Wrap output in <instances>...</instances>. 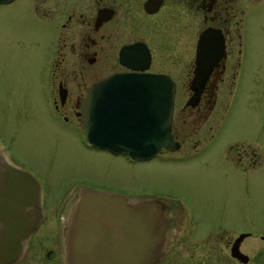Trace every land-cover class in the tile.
I'll use <instances>...</instances> for the list:
<instances>
[{"label":"rangeland","instance_id":"1","mask_svg":"<svg viewBox=\"0 0 264 264\" xmlns=\"http://www.w3.org/2000/svg\"><path fill=\"white\" fill-rule=\"evenodd\" d=\"M236 4L238 30L230 37L236 75L220 93L217 110L205 126L197 108L187 111L186 146L141 160L87 144L76 116L56 109L53 46L32 17L30 0L1 4V150L40 177L50 207L65 202L76 187L93 185L165 199V212L182 216L199 236L219 221L264 219V0ZM194 19L166 47L177 55L172 76L180 108L189 98L186 72L203 28ZM241 144L254 152H243Z\"/></svg>","mask_w":264,"mask_h":264},{"label":"flooded vegetation","instance_id":"2","mask_svg":"<svg viewBox=\"0 0 264 264\" xmlns=\"http://www.w3.org/2000/svg\"><path fill=\"white\" fill-rule=\"evenodd\" d=\"M148 1L30 0V3L32 17L37 19L44 39L53 46L51 74L56 109L64 116L74 114L81 124L79 111L90 87L111 73L133 71L121 63L122 47L133 43L147 45L150 66L144 71L166 74L174 80L172 74L176 73L177 55L173 48L166 47L173 43L176 31H180L190 18L195 20L194 16L199 25L203 24L200 34L209 27L220 28L226 39L225 54L211 72L199 103L195 107L187 105L193 94L191 82L196 53L185 78L189 98L181 108L175 99L172 133L181 149L186 146L184 140L188 135L186 112L197 108L196 115L205 126L212 112L217 110L219 95L227 88L229 78L236 75L232 61L233 38L230 37L234 25L238 24L239 11L236 0H154L151 9ZM61 93L65 95L64 99ZM238 147L245 153L254 152L249 144ZM33 174L42 185L44 215L38 228L24 243L21 257L12 264H65L62 221L78 190L89 185L76 187L75 194L72 192L65 202L50 207L43 181ZM53 214L58 220L55 223ZM182 218L174 214L167 217V234L171 242L157 264H264V219L246 216L229 223L219 221L215 228L199 236L183 223Z\"/></svg>","mask_w":264,"mask_h":264},{"label":"water","instance_id":"3","mask_svg":"<svg viewBox=\"0 0 264 264\" xmlns=\"http://www.w3.org/2000/svg\"><path fill=\"white\" fill-rule=\"evenodd\" d=\"M13 1L0 0V5ZM153 2L148 1L149 9ZM225 41L220 28L200 34L188 106L199 103L225 54ZM120 56L133 71L105 76L82 99L79 116L86 141L133 160L151 159L164 148L180 149L172 133L175 81L144 71L150 66L147 45H125ZM41 202L39 179L5 157L0 147V264L21 257L24 243L43 219ZM71 202L62 221L65 264H157L169 248L167 217L172 213L165 212V199L84 186Z\"/></svg>","mask_w":264,"mask_h":264},{"label":"bare ground","instance_id":"4","mask_svg":"<svg viewBox=\"0 0 264 264\" xmlns=\"http://www.w3.org/2000/svg\"><path fill=\"white\" fill-rule=\"evenodd\" d=\"M3 155L8 158V156H6L4 153H3Z\"/></svg>","mask_w":264,"mask_h":264}]
</instances>
